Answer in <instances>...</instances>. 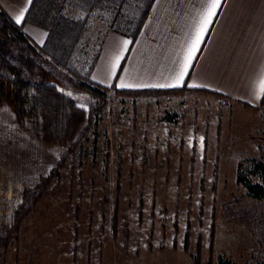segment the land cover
<instances>
[{
    "label": "rangeland",
    "instance_id": "374dc122",
    "mask_svg": "<svg viewBox=\"0 0 264 264\" xmlns=\"http://www.w3.org/2000/svg\"><path fill=\"white\" fill-rule=\"evenodd\" d=\"M105 28L96 21L85 46L100 44ZM103 90L106 110L84 137L82 157L68 155L11 229L57 157L61 86L22 52L13 60L0 48V236L11 234L0 245V264H197L198 235V264H264V205L237 181L239 166L252 180L254 164L264 167V107L258 117L231 111L227 119L222 104L202 107L185 91ZM67 94L71 140L92 106L83 93Z\"/></svg>",
    "mask_w": 264,
    "mask_h": 264
},
{
    "label": "crops",
    "instance_id": "0c3cea01",
    "mask_svg": "<svg viewBox=\"0 0 264 264\" xmlns=\"http://www.w3.org/2000/svg\"><path fill=\"white\" fill-rule=\"evenodd\" d=\"M31 2L0 0V10L14 22L23 15V20L16 23L21 24L22 32L32 43L40 46L47 31L24 21ZM208 6L209 0H153L133 41L105 29L90 72L91 82L106 91L186 86L183 94L194 95V102L199 97L202 107L206 101L222 104L224 118H230L231 111L258 117L260 110L251 107L259 106L263 97L260 83L264 81V0H221L193 52ZM186 64L180 86L170 87L177 83Z\"/></svg>",
    "mask_w": 264,
    "mask_h": 264
},
{
    "label": "trees",
    "instance_id": "16d2710c",
    "mask_svg": "<svg viewBox=\"0 0 264 264\" xmlns=\"http://www.w3.org/2000/svg\"><path fill=\"white\" fill-rule=\"evenodd\" d=\"M152 2L153 0H32L25 13L24 21L47 31V38L40 46L35 45L28 39L22 32L21 24H17L3 10H0V48H4V53L14 60L17 58L18 53L22 52L30 62L50 74L61 86L59 122L62 128L61 135L57 139V157L52 161L50 173L38 185L36 191L22 203L20 210L13 219L11 229H16L19 226L21 220L42 197L49 181L60 174V169L65 165L68 155L75 152L79 157H82L84 137L95 123V118L106 110V92L103 90L105 88L92 83L90 80V72L98 57L100 45L90 44L89 47L85 46L84 41L91 27L95 25L96 21H99L102 25H105V29H111L133 41L149 13ZM6 39L11 42V45L7 44ZM48 61L52 62L61 72L47 65ZM185 90H187L186 86L171 90L113 88L116 95L128 96L183 93ZM69 91L85 94L92 106L91 114L84 124L77 128L75 137L71 140L66 137L65 129L68 118L72 115L67 94ZM244 105L251 107L248 104ZM262 106H264V95L259 106H252L251 108L261 112ZM204 148H206V145H204ZM193 151H195V148H193ZM203 163H205V158H203ZM105 169H107V166H105ZM120 170L119 167L118 172ZM252 173L256 180H252L249 175L243 174L239 166L237 181L245 187L250 197L259 200L264 205V167L262 164L255 163ZM116 190L117 192L120 190L119 180L116 182ZM202 204L201 200V206ZM75 213L78 214V207H76ZM117 213L118 206L116 203L113 229L115 237L119 231ZM139 218H142L141 211L139 212ZM214 234L215 225L212 223L209 234V263H211L213 256ZM10 237V233L0 236V245L5 244ZM127 237L128 234L126 233ZM173 242L176 244V238L173 239ZM188 246L189 232L187 230L184 240L185 249ZM201 249L202 236L198 235L197 264L201 259Z\"/></svg>",
    "mask_w": 264,
    "mask_h": 264
},
{
    "label": "snow or ice",
    "instance_id": "6c2138e0",
    "mask_svg": "<svg viewBox=\"0 0 264 264\" xmlns=\"http://www.w3.org/2000/svg\"><path fill=\"white\" fill-rule=\"evenodd\" d=\"M30 2V0H29ZM220 3H221V0H209V6H208V9H207V12L204 16V19H203V23H202V26L196 36V40L192 46V50L191 51H195L196 50V45L199 44L200 42V38L201 36L204 34V32L206 31V27L207 25L211 22V18L214 17L216 15V10L220 7ZM21 20H23V15H20L18 18H17V23H20ZM191 52L189 54V59H191ZM186 70H187V64L185 65V70L182 71L180 73V75L177 77V83L176 84H173V85H169L170 87H178L180 86V81L183 80L184 78V75L186 73ZM260 92H261V95H264V81H261L260 83Z\"/></svg>",
    "mask_w": 264,
    "mask_h": 264
}]
</instances>
